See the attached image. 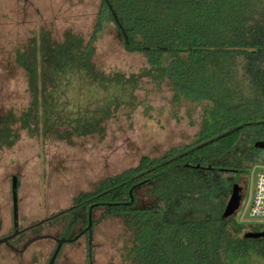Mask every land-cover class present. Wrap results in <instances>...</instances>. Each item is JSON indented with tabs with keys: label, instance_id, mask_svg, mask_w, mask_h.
Listing matches in <instances>:
<instances>
[{
	"label": "trees",
	"instance_id": "16d2710c",
	"mask_svg": "<svg viewBox=\"0 0 264 264\" xmlns=\"http://www.w3.org/2000/svg\"><path fill=\"white\" fill-rule=\"evenodd\" d=\"M100 1L88 41L69 31L53 41L41 30L15 51L29 102L18 115H0V149L22 134L67 144L103 139L109 121L130 120L142 105L135 93L143 79L157 90L165 85L176 121L186 118L192 126L196 115L194 142L160 159L142 156L136 167L84 194L83 206L102 203L96 208L121 219L129 236L126 264H258L264 237L243 235L263 232L264 224L246 226L224 209L233 182L264 166V0ZM111 29L139 48L128 51L144 56L137 73L104 72L94 64L96 41ZM141 182L137 188L151 203L134 208V199L124 206Z\"/></svg>",
	"mask_w": 264,
	"mask_h": 264
},
{
	"label": "rangeland",
	"instance_id": "374dc122",
	"mask_svg": "<svg viewBox=\"0 0 264 264\" xmlns=\"http://www.w3.org/2000/svg\"><path fill=\"white\" fill-rule=\"evenodd\" d=\"M100 0H0V115L11 110L18 115L26 108L29 96L24 71L14 63L16 50L24 48L39 31L61 41L65 32L78 33L89 39ZM94 64L103 70L137 73L145 65L139 52L128 51L111 29L96 41ZM136 97L141 101L130 120L119 116L107 123L103 139L96 136L75 138L72 144L55 140L29 138L22 134L11 148L0 149V238L14 229H24L40 221L51 220L29 229L11 240L21 249L30 239L50 236L71 239L86 225L88 208H73L87 192H92L106 178L138 165L142 156L160 159L190 146L198 132L187 119L172 116L171 91L165 85L157 90L143 79ZM183 108L177 109L182 115ZM250 168L240 183V204L234 218L246 226L264 224L249 219L247 208L253 191L255 171ZM17 189V223L12 213L11 190ZM144 188H136L134 208L151 203ZM64 211H68L61 214ZM93 264H126L122 259L128 240L121 219L107 214L106 208L92 211ZM246 230H249L248 228ZM256 240V239H253ZM55 241L43 238L16 253L0 246V264H47ZM84 237L64 243L54 264H87ZM256 261V260H255ZM264 264V259H257Z\"/></svg>",
	"mask_w": 264,
	"mask_h": 264
},
{
	"label": "water",
	"instance_id": "95a60500",
	"mask_svg": "<svg viewBox=\"0 0 264 264\" xmlns=\"http://www.w3.org/2000/svg\"><path fill=\"white\" fill-rule=\"evenodd\" d=\"M124 35V45L127 49L129 50H139V48H136L132 45V43L130 42V40L125 36V34L123 33ZM250 124H254V123H250ZM238 128V127H237ZM237 128H234L233 130H236ZM232 131V130H231ZM231 131H228L226 132L225 134H228L230 133ZM224 134V135H225ZM223 136V135H221ZM221 136H218L216 138H219ZM212 140L210 141H207V142H204V143H201L187 151H185L184 153L182 154H179L177 157H180L182 155H185L189 152H192L194 151L195 149H198L204 145H206L207 143L211 142ZM173 159H170L169 161H165L163 163H161V165H165L167 164L168 162L172 161ZM160 166V165H159ZM151 170H147L145 171V173H149ZM142 174H139L137 175L136 177H134V179H138L139 177H141ZM148 180L144 181V182H147ZM144 182H141L139 184H136L134 186H132L130 188V190L128 191V196H129V200L122 203L124 206H131L133 203H134V196L132 194L133 190H135L137 187H139L141 184H143ZM240 198H241V194H240V186H239V180H235L232 184V188H231V192H230V195L228 197V200L226 202V205H225V209H224V213L225 215L227 216H230V215H233L236 210L238 209L239 207V204H240ZM11 199H12V213H13V221H14V224L17 223V189H16V184L13 183L12 185V190H11ZM102 205V203H95V204H92L89 208H88V215H87V226L85 229H83L79 234H77L76 236H74L73 238L71 239H56V238H52L50 236H39V237H36V238H33V239H30L29 241H27L21 249H15L18 253H22L25 251V249L30 245L32 244L33 242L37 241V240H40V239H43V238H50V239H53L56 243V247L53 251V253L51 254L49 260H48V263L47 264H54L55 262V259L62 247V245L64 243H73L75 242L76 240H78L84 233H88V244H87V257H88V264H93V249H92V227H93V223H92V210L98 206ZM107 206H112L114 204H106ZM53 217H48L42 221H40L39 223L35 224V225H32V226H29L27 228H24V229H15L10 235L8 236H5L3 238L0 239V246L1 245H6V246H10V240H12L13 238L17 237L18 235H20L21 233L29 230V229H32L40 224H43L49 220H51ZM243 237L245 239H259V238H263L264 237V231L263 232H246L244 233Z\"/></svg>",
	"mask_w": 264,
	"mask_h": 264
},
{
	"label": "built area",
	"instance_id": "2783aa9c",
	"mask_svg": "<svg viewBox=\"0 0 264 264\" xmlns=\"http://www.w3.org/2000/svg\"><path fill=\"white\" fill-rule=\"evenodd\" d=\"M246 215L249 219L264 221V166L255 171L252 196Z\"/></svg>",
	"mask_w": 264,
	"mask_h": 264
},
{
	"label": "flooded vegetation",
	"instance_id": "af4514ba",
	"mask_svg": "<svg viewBox=\"0 0 264 264\" xmlns=\"http://www.w3.org/2000/svg\"><path fill=\"white\" fill-rule=\"evenodd\" d=\"M84 202H85V201H81V202H79L78 204H76L75 206H73V208L76 209L77 207L83 206V205H84ZM86 226H87V222H86V225L82 228V230L85 229ZM14 230H15V229H14ZM14 230H13V231H14ZM82 237H84V240L86 241V245H87V244H88V233H87V232L84 233L80 238H82ZM2 238H3V237H2ZM0 239H1V238H0ZM23 245H24V244H23ZM1 246H2V245H1ZM4 246H6V245H4ZM6 247H8L10 250H12V251L18 253V252L15 250V249H18V248L14 247V246L12 245L11 240H10V246H6ZM55 247H56V243H55ZM86 258H87V261H88V257H87V255H86ZM87 264H88V263H87Z\"/></svg>",
	"mask_w": 264,
	"mask_h": 264
}]
</instances>
